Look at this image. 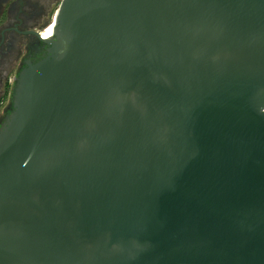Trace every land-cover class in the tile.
I'll list each match as a JSON object with an SVG mask.
<instances>
[{
    "label": "water",
    "instance_id": "95a60500",
    "mask_svg": "<svg viewBox=\"0 0 264 264\" xmlns=\"http://www.w3.org/2000/svg\"><path fill=\"white\" fill-rule=\"evenodd\" d=\"M53 23L0 127V264H264V0Z\"/></svg>",
    "mask_w": 264,
    "mask_h": 264
},
{
    "label": "flooded vegetation",
    "instance_id": "af4514ba",
    "mask_svg": "<svg viewBox=\"0 0 264 264\" xmlns=\"http://www.w3.org/2000/svg\"><path fill=\"white\" fill-rule=\"evenodd\" d=\"M62 1L0 0V127L13 109L19 73L50 52L38 35L55 20Z\"/></svg>",
    "mask_w": 264,
    "mask_h": 264
},
{
    "label": "bare ground",
    "instance_id": "6f19581e",
    "mask_svg": "<svg viewBox=\"0 0 264 264\" xmlns=\"http://www.w3.org/2000/svg\"><path fill=\"white\" fill-rule=\"evenodd\" d=\"M53 24L54 23H52L51 25H49L48 26V28L45 30V31H42L41 33H40V35H41V37L42 38H44V39H48V38H50L52 35L51 34H53ZM47 31V32H46ZM46 33V34H45ZM44 34H45V36H44ZM48 35H49V37H48ZM47 36V37H46Z\"/></svg>",
    "mask_w": 264,
    "mask_h": 264
},
{
    "label": "built area",
    "instance_id": "2783aa9c",
    "mask_svg": "<svg viewBox=\"0 0 264 264\" xmlns=\"http://www.w3.org/2000/svg\"><path fill=\"white\" fill-rule=\"evenodd\" d=\"M53 22H54V21H53ZM53 22H52V23H53ZM52 23H51V24H52ZM45 30H46V29H45ZM45 30H44V31H45ZM51 35H52V34H51Z\"/></svg>",
    "mask_w": 264,
    "mask_h": 264
}]
</instances>
